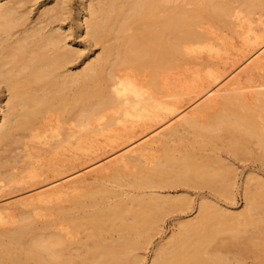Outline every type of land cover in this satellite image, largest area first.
I'll list each match as a JSON object with an SVG mask.
<instances>
[{
    "label": "bare ground",
    "instance_id": "1",
    "mask_svg": "<svg viewBox=\"0 0 264 264\" xmlns=\"http://www.w3.org/2000/svg\"><path fill=\"white\" fill-rule=\"evenodd\" d=\"M241 4L249 11L264 10V0ZM229 16L240 19L224 0H76L74 6L73 0H0V150L9 146L24 152L29 144L44 140L51 152L46 163L55 164L65 150L86 148L93 133L109 130L114 123L139 127L134 128L137 133L130 144L143 137L152 141L157 135L183 132L170 126L174 115L192 131L186 152L174 154L164 147L163 157L153 158L142 148L127 149L116 159L132 162L133 169L114 165L82 177L79 181L89 182L90 187L80 194L69 193L74 180L63 182L69 189L57 196L58 214L70 221L72 230L85 231L86 238L76 241L84 247L82 257L69 252L72 237L59 229L33 232L32 212L25 211L17 225L0 228V264H134L142 259L139 249L148 242L154 223L162 219L164 205L182 210L189 204L188 197L161 194L158 188L207 185L232 195L230 165L217 163L214 168L197 157L192 150L195 136L205 144L225 135L235 154L243 152L236 141L249 140L264 160V91L253 107L239 98L222 97L219 105L205 106L199 117H189L182 112L184 106L176 105L184 88L170 86L168 76L191 45L204 47L200 28L204 19L228 23ZM73 28L80 39L76 40ZM244 39L254 55L229 70L241 63L231 75L249 79L264 65V21L260 32L247 29ZM81 41L84 48L87 42L100 49L86 55L78 46ZM208 79L217 75L209 73ZM214 83L200 91L214 96L218 92ZM23 152L11 158L0 152V197L32 187V180L45 171L41 157L32 158L38 152ZM23 157L30 159L16 168L15 162ZM108 182L128 189L119 192ZM241 188V211L201 195L197 214L176 222L177 231L156 244L149 264H236L239 258H229L217 244L216 234L222 231L234 243L250 231L240 253L264 252V245L251 234L264 228V208L259 210L264 179L248 174ZM115 196L119 199L105 202ZM83 206L89 209L74 216L73 210ZM6 216L0 205V222ZM26 234L30 235L23 241Z\"/></svg>",
    "mask_w": 264,
    "mask_h": 264
},
{
    "label": "rangeland",
    "instance_id": "2",
    "mask_svg": "<svg viewBox=\"0 0 264 264\" xmlns=\"http://www.w3.org/2000/svg\"><path fill=\"white\" fill-rule=\"evenodd\" d=\"M75 1L73 0V6L75 5ZM224 1L233 8L234 12H237L240 19L229 16L228 20L230 22L228 23L220 20L204 19L200 26L205 33L204 47L199 48L197 45H191V49L185 54V59L179 61L168 72L169 85L174 88L182 85L185 90V93L179 97V101L176 103L177 106H184L182 112H185V116L199 117L205 106L213 107L219 105L222 97L239 98L247 107H253L257 101V97L261 96L262 91H264V65L261 68H256L249 79L244 77L234 78L231 75L234 73L233 70L236 71L237 66H241V63L245 64L249 58L253 57L254 54L252 57L250 54L252 45L245 41L244 34L247 29L251 32H260L264 21V10L255 9L249 11L244 9L241 4L242 0ZM76 31V28H73V34L76 40H78L80 38H78ZM82 43V41L78 43V46L83 49L86 55L92 56L100 49L98 45L92 47L87 42H84L86 46L84 48V44ZM241 60L243 61L239 65L229 70L232 65ZM209 73L216 74L217 79H208ZM213 83L214 86L212 88L218 89V92L214 96L210 97L208 93L200 91ZM261 112L264 114V109ZM51 117L54 118L55 113H52ZM59 124L64 125V123L60 122ZM170 126L184 130L183 132H178L176 136L157 135L152 141L149 137H143L130 144V141L136 137V135H132L137 133L134 128L138 129L139 127H133L128 123L125 125L114 123L109 130L93 133L86 148L77 149L71 147V149L65 150L57 156L55 164L46 163L51 156V152L49 151V143L44 142V140H42L41 144L36 143L38 144L36 146L29 144V146H26V151L24 152L20 151L19 148H10L9 146L5 150L1 148L0 152L9 158L16 153L38 152V155L35 153L32 158L41 157L39 164L42 162L46 164L41 166L45 171H42V173L32 180V187L23 188L21 189L22 191H15L12 194L0 197V205H2V210L7 215L4 221L0 222V228H9L17 225L21 214L25 211L32 212L33 232L59 229L62 233L72 237L70 244L68 243L67 245L69 252L82 257L84 255V247L77 244L76 241L78 242V240L86 238L84 237L85 231L81 229L72 230L70 228V221L58 214L60 199L57 196L61 195L64 190L68 191L69 189L66 188V184L63 182L74 180V189L69 191V193L77 195L90 187L89 182L83 184L82 181H79L82 177L98 175L114 165H119L126 170L133 169L132 162L124 164L116 159L120 156V153L132 147H135L136 150H138V147L142 148V152L150 157L153 156V158L163 157L165 152L164 147L172 149L174 154L184 152V149L186 152L191 145L189 138L192 136L191 129L182 123L179 115L172 116ZM195 137L196 140L192 150L197 157H203L214 168L218 166L217 163L230 165L231 170L227 174L232 178V195L221 194L216 189L207 185L187 186L179 184L173 187L158 188L157 191L161 194L188 197L190 199L189 204H185V208L182 210L175 207L168 209L166 207L168 205H164L162 219L154 223L155 228H157L149 232L148 242L139 249L142 259L134 264H149L156 244L163 242L169 233L177 231L176 222L178 220H189L197 214L196 205L201 195H204L212 203H219L229 210L241 211L244 202L241 187L244 184L246 176L248 174H258L264 179V160L258 158V154L262 152L255 143L239 138L235 144L240 146L243 152L235 154L228 149V138L225 135L205 142V144L199 141L200 137ZM24 140L28 141L29 138H24ZM23 158V161L15 162L16 168L25 164L30 159V157ZM217 159L219 162H216ZM2 169H5V167H2ZM70 170L76 171L68 175ZM45 180H48L50 183L43 184ZM108 184L112 185L113 183L108 182ZM113 186L115 185L113 184ZM115 188L119 192L123 188L124 190L128 189L126 186H115ZM40 196L45 198L39 199L38 197ZM117 199H119L117 196L108 197L105 199V202H113ZM263 208L264 199L260 203L259 210L261 211ZM83 209H89V207L83 206L82 208L74 209V216L78 217L83 212ZM76 220L80 221L82 219L76 218ZM81 227H85L84 222ZM251 234L254 235L253 237L256 241L264 245V228L262 231ZM29 235H24L23 241H25V238L28 239ZM112 235L115 236L116 233L113 232ZM245 235H250V231H246L234 243L230 239L228 232L222 231L216 234L217 244H220L221 250L229 258H239L236 264H264L263 251H242L240 253L239 249L244 247L249 241V238L245 237Z\"/></svg>",
    "mask_w": 264,
    "mask_h": 264
}]
</instances>
